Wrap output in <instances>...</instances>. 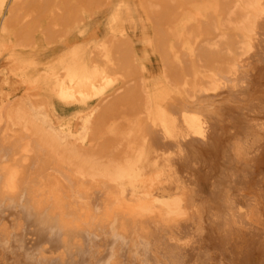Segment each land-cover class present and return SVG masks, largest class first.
<instances>
[{"label": "bare ground", "instance_id": "bare-ground-1", "mask_svg": "<svg viewBox=\"0 0 264 264\" xmlns=\"http://www.w3.org/2000/svg\"><path fill=\"white\" fill-rule=\"evenodd\" d=\"M12 1L0 0V53L9 40L3 19L12 12ZM164 5L160 21L170 10ZM235 9L246 56L225 68L228 76L211 78L208 89H221L240 109L248 103L242 99L250 82L263 77L264 71L248 64L256 57L264 61V0H237ZM133 15L130 7L114 6L106 27L122 32L134 24ZM164 38L158 23L157 43L167 57ZM100 41L69 37L50 50L39 71L35 57L19 53L12 68L27 87L19 95L0 88V264H264V180L254 171L247 181L229 178L250 161L264 171V133L248 124L223 137L227 130L219 133L211 94L164 106L159 94L149 93L146 112L159 128L146 129V142L122 157L99 161L70 140L71 117L111 81L92 55L98 47L109 57ZM199 53L207 61L225 59L220 52ZM126 56L123 50L124 63ZM240 78L248 83L233 91ZM35 87L43 89L46 106L58 119L30 102ZM136 97L142 98L131 88L115 101ZM51 99L70 113L63 108L58 116ZM87 122L85 117L82 127ZM194 158L218 168L212 186L187 181L190 167L184 168Z\"/></svg>", "mask_w": 264, "mask_h": 264}, {"label": "rangeland", "instance_id": "rangeland-1", "mask_svg": "<svg viewBox=\"0 0 264 264\" xmlns=\"http://www.w3.org/2000/svg\"><path fill=\"white\" fill-rule=\"evenodd\" d=\"M225 1L221 6L219 2ZM237 0H13L12 12L3 20L7 22V48L0 53V88H14L21 94L27 87L22 83L19 71L14 70V59L19 53L35 57L37 71L54 49L69 37L82 34L86 38L94 37L105 43L109 57L104 58L98 47H93L99 65L104 66L111 76L110 83L103 92L92 96L83 106V112L72 116L69 131L70 140L92 153L99 161L129 154L134 148L148 139L146 129L159 128L147 115L145 100L147 95L159 94L157 101L164 106L177 104L183 100H193L194 95L211 94V99L218 108V125L225 131L222 136L239 133L248 124L264 133V72L257 81L250 82L251 88L242 99L248 101L242 108L235 107L236 101L221 92L210 90L211 78L228 76L227 68L241 55L237 28L235 3ZM170 7L166 19L159 20L165 5ZM130 7L134 10V24L125 26L122 32H111L106 27L110 9L114 6ZM2 18L0 17V21ZM160 21V22H159ZM158 23L164 30V49L167 57L160 51L157 36ZM208 25L203 31L202 26ZM264 40V34L261 36ZM232 40V42L230 41ZM100 41V42H101ZM230 41V42H229ZM220 52L225 57L222 61H207L200 56V50ZM126 50L127 63L122 59ZM264 54V50L261 52ZM138 57L144 62L142 67ZM248 66L256 71H264V61L253 59ZM247 80V81H246ZM233 91L248 83V79L234 81ZM131 88H137L141 99L133 102L115 101ZM193 98V99H192ZM43 89H30L29 100L41 107L42 112L50 113L46 106ZM240 100V99H239ZM59 111L63 108L51 99ZM112 104V105H111ZM134 105L133 108L130 106ZM111 105V107H109ZM109 107V108H108ZM70 113V109H65ZM66 114V113H65ZM53 120H56L52 112ZM202 121L206 115L198 114ZM253 120L250 117H253ZM88 122L82 127L83 119ZM208 117V116H207ZM68 118V117H67ZM209 124V123H208ZM207 126V123H203ZM264 134H262V139ZM250 157L252 154L249 155ZM187 181L210 184L220 175L218 168L209 166V160L193 159L184 168ZM261 165L250 164L240 167L232 177H241L247 181L253 176L264 180V171H256ZM258 167V168H259ZM262 167V166H261ZM260 169V168H259Z\"/></svg>", "mask_w": 264, "mask_h": 264}]
</instances>
